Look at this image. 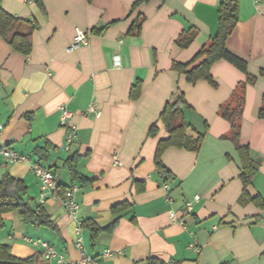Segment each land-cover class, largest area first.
Masks as SVG:
<instances>
[{"label":"crops","instance_id":"1","mask_svg":"<svg viewBox=\"0 0 264 264\" xmlns=\"http://www.w3.org/2000/svg\"><path fill=\"white\" fill-rule=\"evenodd\" d=\"M0 0V9L36 29L29 56L15 53L0 38V143L27 161L9 164L0 156V179L11 176L27 186L25 200L40 205V182L32 166L41 163L54 173L57 185L76 186L81 222L102 229L118 218L112 232L92 241L84 229V249L76 247L77 222L61 199L43 208L55 229L25 224L16 213L3 216L0 244L25 260L42 253L30 241L49 243L68 264H264V208L240 204L244 190L242 164L232 142L224 139L230 124L219 113L245 73L229 62L215 63L206 81L191 85L172 70L186 64L206 46L219 27V6L228 0ZM238 24L227 41L230 52L248 64L256 83L248 85L240 145L261 162L248 188L264 200V120L258 118L264 98V0H238ZM143 19L140 36L129 35ZM87 35L86 46H73L76 30ZM192 38L180 48L178 39ZM118 62V64L116 63ZM141 83V95L131 90ZM178 90L190 110L188 136L204 134L198 153L170 148L162 161L174 175L158 178L155 154L168 138L159 121ZM95 104L100 115H84ZM73 114L77 127L67 147L69 129L61 126V108ZM158 127L150 137L152 126ZM72 166L89 184L73 181ZM198 197L185 215L188 201ZM129 207L115 216L112 210ZM183 221H172L170 213ZM195 247L201 250L198 254ZM111 251L113 255L106 256ZM121 252V254H118ZM43 264H58L57 259Z\"/></svg>","mask_w":264,"mask_h":264},{"label":"trees","instance_id":"2","mask_svg":"<svg viewBox=\"0 0 264 264\" xmlns=\"http://www.w3.org/2000/svg\"><path fill=\"white\" fill-rule=\"evenodd\" d=\"M38 2V0H36ZM151 0H138L133 9L143 3ZM238 0H228L219 6V27L216 34L210 39L209 43L204 46L199 53L188 63L180 64L173 63L172 70L186 78V82L194 85L199 81H206L212 87H217L214 81L211 69L218 61L225 60L234 67L246 74L247 80L239 85L232 95L230 101L220 107V115L230 124V133L224 139L232 142L240 156L242 164V174L240 180L244 186V190L240 197V204L254 203L259 208H264V200L260 197L252 198L249 195L248 188L252 185L254 176L259 171L261 162L252 159L250 149L240 145L241 138V123L243 119L246 89L248 85L256 83L257 78L248 74V64L246 61L236 56L227 48V41L234 32L238 21ZM143 28V19L136 21L129 35L140 36ZM36 29L29 22L21 21L0 9V38L6 42L10 48L23 56H29L33 48V33ZM192 42V38L178 39L176 44L182 48H187ZM264 76V72L261 73ZM141 95V83H137L131 90V99L137 100ZM190 106L185 100L183 92L178 90L174 99L166 104L159 121L164 125L168 132V138L161 140L158 143L155 154V168L158 178L165 184H169L174 180V175L166 167L162 161L164 153L170 148L183 149L189 152L198 153L202 147L204 134H198L197 138L188 136V130L191 126L186 121L185 112L190 110ZM258 118L264 120V98L262 107L258 113ZM158 133V127L152 126L149 132L150 137H155ZM80 156L76 155L66 164L70 166V173L73 181H79L82 184H89L91 180L84 177H79L72 166L80 162ZM59 196H64L67 191L65 187L57 185ZM73 187V186H72ZM71 187V188H72ZM70 189V188H69ZM27 192V186L23 181L17 180L11 176H5L0 179V231L5 228L3 216L8 213H16L21 220L27 225L38 227H48L55 229L50 221V216L43 208L37 205L33 207L30 200H25L24 196ZM129 207L128 204H122L112 210V213L117 216L122 211ZM118 218L115 222L106 229L98 227L93 221L86 220L82 222L83 229H89L91 239L95 241L103 232H112ZM43 253H39L34 257L25 260L16 258L12 255L11 249L7 245L0 244V264H43ZM146 264H162L154 259H150Z\"/></svg>","mask_w":264,"mask_h":264},{"label":"built area","instance_id":"3","mask_svg":"<svg viewBox=\"0 0 264 264\" xmlns=\"http://www.w3.org/2000/svg\"><path fill=\"white\" fill-rule=\"evenodd\" d=\"M88 44L87 35L83 33L81 30L77 29L76 34L74 37V43L73 46L77 47L79 45L86 46ZM118 64V62H116ZM95 115L98 117L100 115V112L98 111L95 104L91 105L84 115ZM73 114L70 112L66 107L61 108V118L60 123L61 126L64 128L69 129V134L67 137V147L73 142L76 134L77 127L72 123ZM5 129L4 124L2 123L0 119V138ZM0 156H2L5 161L9 164H14L18 162H24L27 161V158L23 155L18 154L14 150L2 145L0 143ZM32 171L34 175L38 178L40 182L41 187V193L39 196V203L41 205L45 204L49 199H61L64 208L68 215L77 222L76 227V247L80 250L84 249V241H83V232L84 229L82 227V222L78 218L80 206L76 200V192L78 191V188L76 186L68 189L64 196H59L58 194V187L55 180L54 173L44 167L41 163H36L32 166ZM198 201V197H195L193 200L188 201L185 207V215L189 214L192 211L194 203ZM172 221L178 222L180 224H183L182 220H179L173 212L170 213ZM34 245H36L41 252L43 253V256L46 261L50 262L53 259L58 260V264H68L63 256L59 255L57 251L47 242H41V241H30ZM195 251L200 254L201 250L197 247H195ZM118 254H121L119 252ZM113 255V252L107 251L106 256ZM88 262H91L89 258H86L83 260V264H86ZM176 264V263H173Z\"/></svg>","mask_w":264,"mask_h":264}]
</instances>
